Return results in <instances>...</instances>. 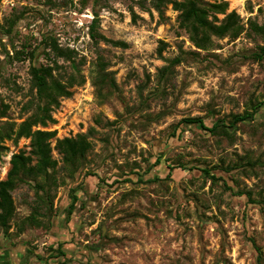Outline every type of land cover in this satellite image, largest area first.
<instances>
[{
    "label": "rangeland",
    "instance_id": "374dc122",
    "mask_svg": "<svg viewBox=\"0 0 264 264\" xmlns=\"http://www.w3.org/2000/svg\"><path fill=\"white\" fill-rule=\"evenodd\" d=\"M207 1H227L229 11L236 10L244 22L264 23V0ZM151 2L0 0V100L10 106L3 122L20 124L35 111L30 67L51 62L42 40L54 36L61 46L78 51L87 81L61 100L53 112L55 123L35 128L56 130L59 138L96 128L83 169L56 191L51 220L41 217L39 224L20 232L18 224L30 215L36 195L30 184L15 189L17 215L8 235L0 231V264H258L253 241L264 256V206L237 193L250 190L253 198L261 197L264 166L225 169L248 156L264 160V106L230 138L180 123L206 116L211 126L210 110L228 116L263 99L264 59L256 61L253 54L264 41L245 33L235 41L215 38V46L197 55L179 25V12L168 4L160 15ZM96 13L97 31L125 46L91 37ZM160 40L168 43L162 55ZM23 45L34 50L33 58L16 56ZM98 54L118 85L103 101L90 76ZM177 56L183 61L175 68L174 86L154 95L159 69ZM58 62L63 76L71 71L69 62ZM159 113L158 120L147 121ZM4 144L9 149L1 155L0 179L7 177L13 153L31 150L26 137ZM53 156L61 167V154L53 150ZM158 157L160 164L147 171ZM170 164L183 166L171 170ZM134 165L143 175L140 180L123 173ZM204 167L233 188L221 180L213 184ZM77 186L80 201L66 222L63 210L71 202L70 188ZM60 245L65 255L52 257Z\"/></svg>",
    "mask_w": 264,
    "mask_h": 264
},
{
    "label": "trees",
    "instance_id": "16d2710c",
    "mask_svg": "<svg viewBox=\"0 0 264 264\" xmlns=\"http://www.w3.org/2000/svg\"><path fill=\"white\" fill-rule=\"evenodd\" d=\"M96 2L100 0H95ZM172 4L173 8L179 12V25L185 29L191 41L197 48L194 53L200 55L203 51H209L215 46V38L235 41L242 34L258 36L264 41V23H260L252 18L244 22L240 14L236 10L229 11L227 1H207V0H152L151 5L160 15H163L164 8ZM223 15V17H220ZM14 22L11 21L10 27H13ZM98 14L90 25L91 37L95 40H104L115 46H125L123 41L112 40L100 34L97 31ZM43 43L46 49L48 60L51 62L32 64L30 67L31 87L36 91V108L35 111L23 120L20 124L5 120L2 118L9 116L10 106L0 100V159L2 152L9 149L4 144L5 139H10L17 142L20 138H30L31 150L26 152L20 150L12 154L10 163L11 168L5 179H0V231L8 235L12 228L13 220L17 215V206L13 197V192L21 184H30L35 191V203L31 206L30 215L24 217L22 222L18 224L19 231H24L26 227H32L39 224L41 217H49L51 220L54 211V199L58 188L66 184L67 180L73 181L76 174L83 169L89 153L93 150L94 144L90 139L95 127L90 128L86 133H78L76 136H66L63 138L56 137V130H46L35 128L39 125L46 127L49 123H55L57 120L53 116L55 109L61 105L63 98H70L74 94L73 88L85 84L87 81L86 75L83 73L82 64L78 60L79 53L75 48L63 47L59 44L58 39L54 36L43 38ZM168 43L160 40L158 53L162 55L167 48ZM15 54L20 58L24 54H29L34 57V50H29L27 45L15 51ZM254 60L261 61L264 59V44L259 46V51L253 54ZM58 58H62L69 62L71 71L63 76V64H59ZM181 56L174 57L168 60V64L162 66L158 71V89L154 95L165 94L169 87H173V78L175 68L183 60ZM91 81L95 87L96 96L100 100H104L108 96L116 92L118 87L114 73L108 70V62L102 54H98L93 62L90 71ZM148 103L147 99L143 101ZM264 106V98L251 100V104L242 112L231 113L228 116H217L213 110H210V115L213 117V124H207L206 116H190L181 120V124L185 126H197L215 135H224L228 138L240 128V124L254 121L258 113L261 112ZM212 111V112H211ZM162 116L148 118L158 120ZM115 121V120H114ZM113 121V122H114ZM112 122V123H113ZM97 123H101L97 119ZM180 124V125H181ZM55 143L53 144V139ZM53 150H57L61 154L62 166L59 167V160L53 156ZM161 157H158L154 163H151L147 171H151L156 165L160 164ZM177 165V164H176ZM170 164V169L183 166L182 164ZM256 165L264 166V160H252L251 157H245L234 166H227L226 171H231L236 168H245L247 166L255 167ZM186 169V167H183ZM204 175L212 180L213 184L223 181L224 186L232 189L233 187L223 178L212 173V168H201ZM137 176V179H142L143 175L136 170V166H132L128 171ZM87 175H96L93 172H87ZM126 181H133V178L127 176ZM118 182V180H115ZM79 187L70 188L69 196L71 202L68 207L64 208L63 212L68 222L77 204L80 201L77 193ZM239 195L246 194L248 199L260 206H264V194L258 199L253 198V192L250 190H238ZM253 245L258 251V264L264 263V256L261 248ZM65 251L63 245H60L52 257L64 256Z\"/></svg>",
    "mask_w": 264,
    "mask_h": 264
}]
</instances>
